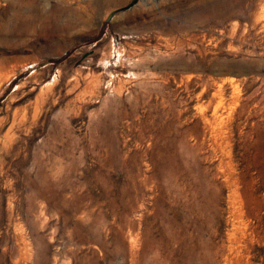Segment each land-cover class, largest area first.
Listing matches in <instances>:
<instances>
[{
    "label": "rangeland",
    "instance_id": "rangeland-1",
    "mask_svg": "<svg viewBox=\"0 0 264 264\" xmlns=\"http://www.w3.org/2000/svg\"><path fill=\"white\" fill-rule=\"evenodd\" d=\"M131 1L0 0V264H264V0Z\"/></svg>",
    "mask_w": 264,
    "mask_h": 264
},
{
    "label": "bare ground",
    "instance_id": "bare-ground-1",
    "mask_svg": "<svg viewBox=\"0 0 264 264\" xmlns=\"http://www.w3.org/2000/svg\"><path fill=\"white\" fill-rule=\"evenodd\" d=\"M122 1H124V0H95V2L97 3V5H101V4H117V3H120V2H122ZM16 3V2H15ZM95 3V4H96ZM14 5V0H12V1H9L8 0V3H7V5H5L6 6V8L7 7H12ZM9 9V8H8ZM7 9V10H8ZM4 11H6V9H4L2 6H0V12H4ZM88 13V12H87ZM83 18L85 19V17H84V14L82 13V14H80V18H78V19H80V20H83ZM67 25V24H66ZM152 177V176H151ZM147 185V184H146ZM135 230V229H134Z\"/></svg>",
    "mask_w": 264,
    "mask_h": 264
},
{
    "label": "water",
    "instance_id": "water-1",
    "mask_svg": "<svg viewBox=\"0 0 264 264\" xmlns=\"http://www.w3.org/2000/svg\"><path fill=\"white\" fill-rule=\"evenodd\" d=\"M137 1L138 0H132L129 4L112 11L109 16L113 15L116 11L124 10V9H127V8L133 6Z\"/></svg>",
    "mask_w": 264,
    "mask_h": 264
}]
</instances>
